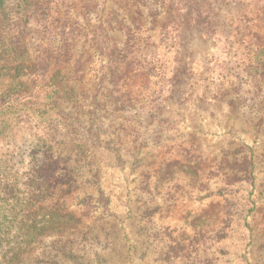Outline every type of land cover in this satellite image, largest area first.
Masks as SVG:
<instances>
[{
  "label": "rangeland",
  "instance_id": "374dc122",
  "mask_svg": "<svg viewBox=\"0 0 264 264\" xmlns=\"http://www.w3.org/2000/svg\"><path fill=\"white\" fill-rule=\"evenodd\" d=\"M55 1L62 13L70 6L65 16L84 29L72 60L83 57L84 78L74 92L79 99L74 108L69 102L46 106L49 86L39 83L31 99L0 114V178L25 187L28 180H45L52 194L42 206L60 200L63 219H73L40 236L23 264L37 258L61 264H264V128L256 127L264 111V77L255 80L252 71L254 34L264 35V0H227L230 7L210 0L215 14L224 16L214 34L175 33L171 4L179 0ZM94 1L95 10L86 13L84 5ZM111 14L122 23H111L119 28V45L129 46L141 69L120 85L122 98L101 88L96 94L106 59L86 34ZM127 34L135 38L128 41ZM9 79L0 77V91ZM241 146L256 159L253 180L226 175L225 154ZM192 155L199 179L186 167L169 175L173 159ZM215 208L222 215L208 220L205 238L197 235L192 223L201 225ZM46 210L37 212L39 220ZM219 230L224 234L214 236ZM10 247L0 243V264L7 263Z\"/></svg>",
  "mask_w": 264,
  "mask_h": 264
},
{
  "label": "trees",
  "instance_id": "16d2710c",
  "mask_svg": "<svg viewBox=\"0 0 264 264\" xmlns=\"http://www.w3.org/2000/svg\"><path fill=\"white\" fill-rule=\"evenodd\" d=\"M65 2L69 5L68 0ZM238 2L240 4L239 0ZM224 3L226 7H230L227 0H223L221 4ZM96 4L94 1V3L84 5V11H88L91 6L95 10ZM239 4L235 3V5ZM67 7L69 9L63 14L62 6L55 0H0V77H10L8 83L3 87L4 89L0 91V111H3L0 114L2 116L13 110L16 103L31 99L34 96V88L39 83L40 85L43 83L44 88L49 86L47 90L51 93L49 96L51 101L46 106L54 107L65 102L73 103L72 108L76 106L74 104L78 102L79 97L74 98L75 82L84 78L83 57L77 56V59L72 63L73 49L75 42L83 38L81 34L84 29L77 27V24L65 16V14L68 15L71 8ZM171 8L170 21L173 22L171 28L177 34L181 31L184 33L188 30L193 31V29H204L214 34L219 26V19L224 18L222 14H215L214 10L217 7L210 0H179L172 3ZM111 16L112 19L105 24L101 23L95 26L90 33L86 34L93 48L106 59L105 71L99 78L98 86L96 85V94H100L101 88L107 89L109 95L118 94L119 98H122L120 85L126 78L139 75L141 69L135 64L137 58L131 56L129 46L121 47L119 45V35H116V30L119 28L111 23H122L115 18L114 14ZM261 20L264 22V9H262ZM136 27H138V23L135 21V24H132L129 29L133 32ZM75 32H77L76 35ZM127 35L129 36L128 41L135 38L132 35ZM202 35L205 36L204 33ZM254 35L257 42L255 49L257 55L256 65L252 71L255 80H258L256 77H264V35L258 33ZM135 43L132 45L134 53L138 51V46ZM127 58L129 61L126 60ZM123 105L126 107L125 102ZM25 117L26 115H20L18 119L23 121L26 119ZM64 117H68V115H64ZM256 127L264 128V111L257 121ZM55 128L56 126L49 125L50 131ZM62 143L59 142L60 145ZM76 148L79 147L76 145ZM250 151L252 149L241 146L225 154L229 157L225 161V168L229 172L226 175L229 178H232L233 174L240 181L254 179L256 159L253 152ZM169 167H171L169 175L176 172L174 170L176 167L179 170L184 167L190 168L192 176L197 179L202 175L198 158L195 155L187 159L176 157ZM26 185V187L25 184L18 185L17 181L4 182L0 178V243L12 246L9 249L10 255L7 256L6 264H23L35 244L40 242V236L46 234L48 230L66 228L73 219L72 215H69V219H63L67 213L62 211L65 206H62L60 200L46 208L42 206L45 202L44 197H50L52 194L46 193L45 180L41 183L34 179L28 180ZM52 186L55 189L57 183ZM219 208L205 212L202 217L207 219L201 225H196L198 221L192 223V230L205 238V232H209L212 222L222 215ZM42 209L47 210L39 220L38 213ZM210 218H213V221H208ZM198 220L202 221V219ZM223 234V230H219L215 232L214 236ZM185 248L187 249V247ZM34 264L61 263L54 259L37 258Z\"/></svg>",
  "mask_w": 264,
  "mask_h": 264
}]
</instances>
